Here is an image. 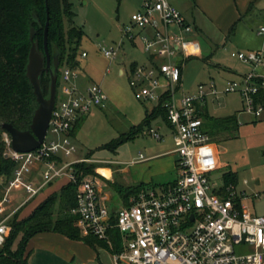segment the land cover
<instances>
[{
	"label": "built area",
	"instance_id": "2783aa9c",
	"mask_svg": "<svg viewBox=\"0 0 264 264\" xmlns=\"http://www.w3.org/2000/svg\"><path fill=\"white\" fill-rule=\"evenodd\" d=\"M141 6L123 27L124 40L102 51L111 61L125 58L121 47L128 39L148 54L146 62L128 68L129 84L136 99L156 105L162 100L167 109L178 154L177 179L147 185L131 197V205L119 206L116 211L102 202L98 180L80 176L76 167L91 159H67L78 150L71 133L76 122L94 107H107L108 96L98 83L78 85L80 70L65 65L45 141L34 151L18 152L12 147L11 134L2 132L4 156L13 160L16 168L3 187L0 211L11 202L14 189L27 193L24 205L53 182L66 180L78 185L77 203L71 209L78 216L77 226L84 235L108 243L114 264H264V214H255L243 203L249 197L247 191L238 190L232 182L217 184L204 170L202 150L211 136L199 114L209 97L219 99L222 93H239L245 111L262 114L264 106L256 95L264 88V78L251 72L238 81L227 80L222 90L213 80L201 82L195 92H183L177 99L185 64L202 52L196 25L169 0H146ZM259 33L264 34V27ZM81 54L88 56L86 51ZM233 55L256 66L264 64L262 52ZM149 131L158 140L164 139L154 128ZM50 133L56 137L49 140ZM256 197L262 198L263 193L256 192L253 199ZM10 216L0 220V247L10 233ZM116 229L122 241L117 250L111 240ZM244 244L248 251L238 252L237 246Z\"/></svg>",
	"mask_w": 264,
	"mask_h": 264
},
{
	"label": "rangeland",
	"instance_id": "374dc122",
	"mask_svg": "<svg viewBox=\"0 0 264 264\" xmlns=\"http://www.w3.org/2000/svg\"><path fill=\"white\" fill-rule=\"evenodd\" d=\"M70 1L76 12V25L85 30L78 52L81 77L85 78L87 83L102 85L109 102L107 107H94L86 116L74 139L78 150L68 157L67 161L90 156L93 159L89 163L119 169L114 177L117 182H107L108 186L105 187V192L111 197V200L106 202V206L113 209L116 205H122V195L118 192V186L126 188L133 183L131 176L134 175L133 170L137 167L134 168L133 163L130 162L137 159L139 152H144L146 155V147H152L161 142L166 145L171 144L173 137L166 123L162 121L161 128L158 129L157 123L154 122L152 128L162 133L164 139L158 140L148 129H145L146 132L121 144L117 151L102 147L120 135L129 134L133 124L143 121L146 108L155 104L153 101L136 99L131 84H129V74L127 72L120 73L122 68L127 69V65L134 60L146 61L148 54L145 53L142 46L140 44L133 46L128 39H125L121 47L125 58L121 57L116 61L108 59L102 51V48L118 45L124 40L122 29L130 24L132 14L141 9L143 0ZM170 3L178 7L188 19L193 21V16H195L198 25L202 23L204 26L203 32H200V36L197 37L202 52L198 56L191 57L184 66L183 84L176 93L177 99L183 92H195L201 82L206 83L213 80L216 82L217 88L222 90L227 80L238 81L242 75L251 72L264 78V64L256 66L233 55L234 53H251L253 51L264 53V34L259 33L264 27V0L258 6L253 5L247 13L242 14L241 21L239 19L229 27L223 23L218 24L217 19L204 17L199 13L193 0H172ZM82 51H86L88 56L83 57ZM122 59H125V62ZM62 69L61 67L60 83L63 76ZM47 80L46 78V84ZM222 94L220 100L222 106L215 108L214 103L210 102V113L217 116L236 114L241 125L239 124L238 130L231 131L229 137L213 139L218 142L222 164L228 165L213 172V181L220 184L222 183L221 174L224 171H238L240 175L238 190L243 186L245 178L250 181L249 186L244 187L248 191L249 197L252 198L246 199L245 204L252 206V211L255 214H264V198L256 197L253 200V195L259 191L256 190L254 193L252 191L253 188L255 189L257 178L262 180L261 186L258 188H264V111L258 116L249 113L244 110V101L239 93ZM38 105L35 104L36 107ZM55 137V134L50 133L48 139L51 140ZM128 169L131 172H124ZM139 169L142 171L140 167ZM146 169L148 170L145 168L143 171L146 172ZM90 177L95 178L96 175L93 174ZM167 177L175 179V171ZM167 177L155 178V184H162ZM11 195L17 197L16 200L19 202L27 196V193L14 189ZM6 211H0V216H5ZM8 225L11 228L10 221H8ZM11 230L12 228L10 232ZM82 236L87 235L82 233ZM19 240L20 237L14 243L15 249ZM237 251L247 252L248 246L246 244L241 247L237 246ZM91 262L114 264L109 248L100 244L96 248L86 247L82 251H72L68 255L59 250L57 252L53 250L43 264H89Z\"/></svg>",
	"mask_w": 264,
	"mask_h": 264
},
{
	"label": "trees",
	"instance_id": "16d2710c",
	"mask_svg": "<svg viewBox=\"0 0 264 264\" xmlns=\"http://www.w3.org/2000/svg\"><path fill=\"white\" fill-rule=\"evenodd\" d=\"M45 1L0 0V177H3V183L0 184V196L3 187L16 168L15 162L4 156L2 125L5 122H10L18 129H29L36 108L35 104H39L36 101L34 87L27 77L26 67L32 46L30 34L33 26L36 29L34 40L37 41L39 50L44 51L43 37L47 18ZM193 1L195 2V0ZM48 3L50 8L49 52L52 57L59 56V71L65 65L79 68L78 52L85 30L83 27L79 28L75 23L76 12L73 4L70 0H49ZM135 65L132 64L131 67L133 68ZM46 78L48 79L47 84L45 83ZM49 84L50 75L44 73L42 87L45 96L49 94ZM256 99L264 106V88H261L257 93ZM199 114L205 120L206 128L212 136L223 130L235 131L239 128L236 115L216 118L201 111V108ZM160 116L169 123L167 109L163 106L162 100L150 112H146L143 122L131 127L129 134L120 135L102 147L111 150L118 149L124 142L143 133L145 127L147 128L152 120ZM84 119L85 117H82L77 121L72 129L71 133L74 137H76ZM76 167L80 176L83 177L84 175H97L96 169L99 166L83 161L77 163ZM225 182L236 184V174L226 173ZM147 185H152V183H141L126 188L118 186V192L123 198V205H131V197L138 196L139 192L147 188ZM77 188L76 183L68 182L59 191L53 192L37 205L29 216L19 219L17 214L13 216L14 218L11 217L12 220L8 221H10L12 230L7 236L5 245L0 247V264H29L28 242L39 232L45 231L59 232L69 239L87 242L94 248L98 244L109 247L105 240H100L92 234L82 236L81 229L76 224L78 216L71 211L77 203ZM19 237L20 240L15 249L14 243ZM111 240L114 242L116 250L121 247V234L117 229L111 232Z\"/></svg>",
	"mask_w": 264,
	"mask_h": 264
},
{
	"label": "crops",
	"instance_id": "0c3cea01",
	"mask_svg": "<svg viewBox=\"0 0 264 264\" xmlns=\"http://www.w3.org/2000/svg\"><path fill=\"white\" fill-rule=\"evenodd\" d=\"M144 1H146V0H143V2ZM170 1H172V0H170ZM262 1L263 0H195V4L197 5V9H198L199 13H201L204 17L208 16L210 19H217L218 22L217 21L216 22L218 24L223 23V24H225V26L229 27L231 24L235 23L236 21H239V19L241 21L242 14L247 13L249 11V9L251 8V5L258 6L261 4ZM186 18H187V16H186ZM193 18H194L193 21L192 20L191 21L195 23L196 28H197V37H199L200 32H203L202 28L204 26L202 25L200 20H199V22L201 23V25L200 24L198 25V21L196 20L195 16H193ZM188 20H190V19H188ZM132 45L138 46V44L137 45L132 44ZM119 59H121V58H119ZM147 60H148V58L146 59V61ZM122 61L125 62V59L124 60L122 59ZM146 61H143V62H146ZM143 62H139L137 60H134L130 64H128L127 67L129 68L130 66H132V64H140ZM128 68L127 69L122 68L120 70V73L121 74L126 73L128 71ZM183 73H184V69H183ZM183 73H182V81H183ZM79 74L80 75H79V78L77 80L78 85L83 86V85L88 84L86 82V79L81 77V73H79ZM182 81H181V83H182ZM188 93H190V92H188ZM222 95H220V97H218L219 99L209 97L207 104L200 106L201 111H203L206 114H209L213 117H216V118H223L224 116H231L232 114L217 116V115L211 114L209 111V103L210 102L214 103L215 108H218L220 105L222 106L221 101H220L222 99L221 98ZM155 106H157L156 103L152 107L146 108L145 114H144L145 115L144 119L146 117V112L147 111L150 112ZM236 112H238V111H236ZM86 116H84V117L86 118ZM236 117H237L238 123L241 125L239 118H238V115H236ZM162 121L164 123H166L168 129L171 130L169 123H167L161 116L156 118L155 120H152L151 123L148 125V127L147 128L145 127V129L149 130L150 128H152V124L154 122L157 123L158 129H160L161 128L160 125H161ZM141 122H143V121H141ZM141 122H139L138 124H140ZM138 124H133L131 127L136 126ZM204 129L207 131V133L210 134L211 140L208 143V145L205 146L202 150V154L205 156V159H206V162L203 164V168H204V170H206L210 173V175L212 176V179H213L214 178V174H213L214 171H218V170L223 169L224 167L228 166L225 163L222 164V162L220 160L221 151H220L218 142L213 140V139L217 138V137L223 138V136L229 137L231 131L230 130H223V131H220L217 134H215V136H212L211 133L209 132V130H207V128H206L205 120H204ZM144 132H146V131L144 130ZM77 134H78V131H77ZM171 134L173 137V131L172 130H171ZM139 135H137V136H139ZM76 137H77V135H76ZM74 139H75V137H74ZM118 149H116L115 151H117ZM174 150H175V146H174V139H173L172 143L169 145H166L165 143L161 142L159 144L153 145L152 147H146V151H147L146 155L144 152H139L140 154L143 155V159L140 158V154H139L137 159L130 162V163H133L134 168L137 167L135 170H133L134 175L131 176L133 183H131V185H138L141 183H145V184L146 183H152L153 185L159 186L162 184H167V183L175 181L177 179V158H178V154H176ZM89 157L90 156L83 157V158H89ZM83 158H76V159L79 160V159H83ZM89 159H93V158L90 157ZM93 162H95V160H93ZM139 167L142 169V171H140ZM145 168H148V170L146 169V172L143 171V170H145ZM96 171H97V175L95 178L99 182V195L102 198V202L104 204H106L107 201L111 200V197L105 192V187L108 186L107 182L108 183L117 182V181H115L114 177H115V174L119 171V169H113L110 166L99 165V167L96 169ZM129 171L131 172V170H129V169H128V171L126 170L124 172H129ZM174 171H175V179H168L167 176L174 173ZM226 173H235L236 174L237 182L235 185L238 188L240 186L239 172L234 171V170L224 171L223 174H221L222 183L225 182V174ZM162 176L167 177L166 181L163 182L162 184H155V178L162 177ZM222 183H220V184H222ZM261 183H262L261 178H257L255 189L253 188L252 191H253V193L256 192V190H258L259 192H262L263 193L262 198H264V188L263 189L258 188L259 186H261ZM67 184L68 183L66 180L55 181V182H53L52 185L48 186L42 192L38 193L36 197L32 198L30 201H28L24 205H23V202L27 199V196L25 198H23L22 201L18 202L16 200L17 197H14L11 195V197H12L11 202L6 203V206L3 209L5 211L7 210L6 215L3 217L0 216V220L5 218L6 216H9V215H11L9 219H11V217H13L14 215H17V214L19 215V219H22L24 217L29 216L32 213V211L37 207V205H39L47 197H49L50 194H52L55 191H59L62 188V186L67 185ZM249 184H250V181L247 178H245V180L243 181V186L241 187L240 190L246 191V188L244 186H249ZM131 185H129L127 187H130ZM19 190L21 191L23 189H19ZM2 194H3V189H2ZM248 198H252V197H248ZM262 198H260V199H262ZM245 200L246 199H244V202H243L244 204H245ZM122 205H123V198H122ZM122 205H116L112 210L116 211V207L118 208L119 206H122ZM245 205L252 210V206H250L248 204H245ZM253 206H254V203H253ZM86 247L92 248L93 246L88 244L87 242H83L81 240H75V239H71V238L69 239L67 236H65L59 232H55V231L54 232H51V231L39 232L37 235L32 237L28 242V250L30 251V253L28 255V262H29V264H43L45 261H47V258L49 257V253L52 252L53 250H56V252L59 250V251H61V253H66V255H68L72 251H75V252L82 251V250L86 249Z\"/></svg>",
	"mask_w": 264,
	"mask_h": 264
},
{
	"label": "water",
	"instance_id": "95a60500",
	"mask_svg": "<svg viewBox=\"0 0 264 264\" xmlns=\"http://www.w3.org/2000/svg\"><path fill=\"white\" fill-rule=\"evenodd\" d=\"M49 0H46L47 18L44 30V51H40L38 43L34 40L36 29L31 28L30 40L32 46L29 52V61L26 67L27 77L34 87V94L36 101L39 103L35 108L32 116V122L29 129H18L13 123L5 122L2 125L3 130H6L12 137V147L14 150L20 152H30L36 150L46 139L47 130L51 121L52 111L55 107V100L57 95V82L59 78L60 59L59 56H54L49 52L48 48V34L50 28V8ZM50 75V91L48 96L44 94L42 87L43 74ZM117 209V207H116ZM193 218V216H192Z\"/></svg>",
	"mask_w": 264,
	"mask_h": 264
},
{
	"label": "flooded vegetation",
	"instance_id": "af4514ba",
	"mask_svg": "<svg viewBox=\"0 0 264 264\" xmlns=\"http://www.w3.org/2000/svg\"><path fill=\"white\" fill-rule=\"evenodd\" d=\"M60 73V72H59Z\"/></svg>",
	"mask_w": 264,
	"mask_h": 264
}]
</instances>
